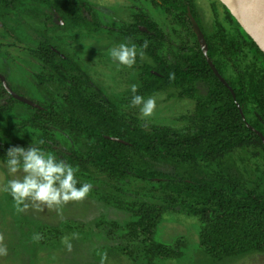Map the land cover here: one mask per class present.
Here are the masks:
<instances>
[{"label": "trees", "instance_id": "trees-1", "mask_svg": "<svg viewBox=\"0 0 264 264\" xmlns=\"http://www.w3.org/2000/svg\"><path fill=\"white\" fill-rule=\"evenodd\" d=\"M146 1L173 17L179 40L138 3L132 7L131 20L126 21L108 15L92 0H0V16L16 17V27L9 30L17 41L13 44L24 43L23 49L39 65L34 83L40 94L29 96L0 69L14 91L38 104L15 99L0 80V159L3 161L9 147L26 148L32 142L70 164L79 181L77 187L97 180L90 174L91 168L105 174L111 182L103 184L115 193L98 192L93 185L90 193L131 213V219H99L96 227L111 240L121 238L115 250L134 262L143 258L147 264H159L184 255L183 237L174 244L156 238L162 216L168 212L200 220V246L213 259L264 253V171L247 179L222 160L256 141L264 150V142L254 130L264 136V51L226 6L235 33L217 22V29L209 35L193 0ZM189 9L204 32L210 58L233 88L246 121L232 92L207 62ZM25 16L39 20L45 30L31 26ZM46 29L78 30L76 35L88 37L107 35L118 43L135 45L151 59L147 62L136 57V94L146 99L178 89L175 96L195 100L194 111L178 118L181 126L156 124L126 112L132 107L130 89L114 97L108 95L79 59L55 42H71L72 35L52 36ZM4 47L0 43V51L9 54ZM248 56L250 62L245 63ZM133 181L150 185L151 198L158 202L142 200L143 193L125 187ZM130 194L135 198H128ZM41 228L51 238H59L65 229L74 230L70 223L62 228Z\"/></svg>", "mask_w": 264, "mask_h": 264}, {"label": "rangeland", "instance_id": "rangeland-1", "mask_svg": "<svg viewBox=\"0 0 264 264\" xmlns=\"http://www.w3.org/2000/svg\"><path fill=\"white\" fill-rule=\"evenodd\" d=\"M100 7H104L108 15L123 20H131L132 7L138 3L147 8L159 21L162 27L176 40L180 39L177 24L172 16L163 10L155 8L146 0H92ZM199 12L205 31L212 35L217 29V22H221L232 34L235 33V24L231 23L220 0H193ZM31 26L45 30L44 25L34 18L25 16ZM16 17L0 16V43L9 54L0 51V69L9 76L14 86L20 87L29 96L39 97L40 94L34 83V77L39 65L24 49V43H16V39L9 30L16 27ZM52 36L72 35L71 42L55 40L70 55L76 56L94 82L110 96L114 97L138 85V63L131 67L120 66L110 57V49L119 44L107 35L88 37L76 35L78 30H51L46 29ZM137 56L143 61L151 62L145 54L137 51ZM250 56L245 63L250 62ZM231 76V72H228ZM8 81V80H7ZM202 88V93H205ZM178 89H168L149 97L156 98V108L151 122L160 125L181 126L183 122L178 118L191 114L195 108V100L179 98ZM148 97V98H149ZM147 99V98H146ZM126 112L141 117L138 107L127 108ZM142 118V117H141ZM222 160L231 165L233 170L247 179L255 178L260 171H264V150L259 142L239 147L222 157ZM0 163L2 160L0 159ZM97 180L92 185L98 192L115 193L114 189L103 183L110 179L95 168L91 173ZM5 169L0 166V187L11 179ZM132 191L143 193L140 198L145 201L158 202L151 198V186L141 181H133L126 185ZM134 199V194L127 196ZM27 206L17 205L9 193L0 191V264H147L143 258L138 262L117 252L114 246L121 242V238L111 240L104 231L96 227L99 219L117 220L124 222L131 219V213L117 209L102 201L98 194L90 193L82 201H70L59 209L48 208L37 202L26 201ZM70 223L74 230L65 229L59 238L44 235L41 228L63 227ZM201 222L195 216L182 213L168 212L162 216L158 226L156 238L166 244L183 237L186 240L184 255L180 258L160 260L159 264H264V253H251L240 256L216 260L207 255L200 246ZM46 230V229H45ZM48 231V230H47ZM71 245L70 249L68 245Z\"/></svg>", "mask_w": 264, "mask_h": 264}, {"label": "clouds", "instance_id": "clouds-1", "mask_svg": "<svg viewBox=\"0 0 264 264\" xmlns=\"http://www.w3.org/2000/svg\"><path fill=\"white\" fill-rule=\"evenodd\" d=\"M110 57L120 66L131 67L136 62L137 50L135 45L121 43L110 49ZM130 91L133 93L130 106L138 107L142 118L151 117L156 108V98L145 99L136 94L137 87L134 84ZM0 166L12 177L0 187V191L9 193L17 205L27 206L26 201H32L59 209L70 201H82L92 189L89 183H80L77 187L79 181L75 169L64 160L34 146L32 142L26 148L9 147ZM68 247L70 249L71 245ZM2 252L0 250V254Z\"/></svg>", "mask_w": 264, "mask_h": 264}, {"label": "water", "instance_id": "water-1", "mask_svg": "<svg viewBox=\"0 0 264 264\" xmlns=\"http://www.w3.org/2000/svg\"><path fill=\"white\" fill-rule=\"evenodd\" d=\"M220 1H222L226 5V7L231 12V14L236 18L239 24L243 27V29L253 38V40L264 51V0H220ZM188 16L190 18L193 31L196 34V37L198 39L202 52L207 59V62L209 63L212 70L214 71L215 75L232 92L233 98L239 108L242 118L246 121L245 114L243 112L241 105L236 100V95H235L233 88L228 83V81L225 79V77L222 76V74L219 72L214 62L210 58L209 53H208V43L205 38L204 32L202 31L199 23L197 22L196 18L193 16L190 9L188 10ZM142 29L146 31L145 27H142ZM0 80L2 81V84L6 88V90L15 99L22 101L28 105L38 106L37 103L29 99L28 97L21 95L17 93L16 91H14L10 87L6 76L2 73H0ZM248 126L251 129H254L250 124H248ZM254 130L258 133V135L261 137L262 141L264 142L263 134L256 129ZM109 138L120 141V142H124L120 138H115V137H109Z\"/></svg>", "mask_w": 264, "mask_h": 264}]
</instances>
